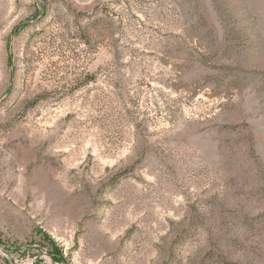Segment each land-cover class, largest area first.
I'll use <instances>...</instances> for the list:
<instances>
[{
	"label": "rangeland",
	"instance_id": "obj_1",
	"mask_svg": "<svg viewBox=\"0 0 264 264\" xmlns=\"http://www.w3.org/2000/svg\"><path fill=\"white\" fill-rule=\"evenodd\" d=\"M0 264H264V0H0Z\"/></svg>",
	"mask_w": 264,
	"mask_h": 264
}]
</instances>
